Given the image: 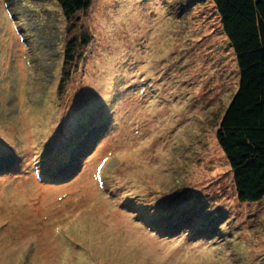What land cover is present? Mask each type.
Instances as JSON below:
<instances>
[{
  "label": "rangeland",
  "instance_id": "1",
  "mask_svg": "<svg viewBox=\"0 0 264 264\" xmlns=\"http://www.w3.org/2000/svg\"><path fill=\"white\" fill-rule=\"evenodd\" d=\"M181 3L0 0V264H264L216 139L235 58Z\"/></svg>",
  "mask_w": 264,
  "mask_h": 264
},
{
  "label": "trees",
  "instance_id": "2",
  "mask_svg": "<svg viewBox=\"0 0 264 264\" xmlns=\"http://www.w3.org/2000/svg\"><path fill=\"white\" fill-rule=\"evenodd\" d=\"M55 1L67 17L92 2ZM210 1L238 72L236 91L221 117L216 139L233 172L237 200L256 203L264 197V0ZM69 46L68 61L72 60Z\"/></svg>",
  "mask_w": 264,
  "mask_h": 264
},
{
  "label": "bare ground",
  "instance_id": "3",
  "mask_svg": "<svg viewBox=\"0 0 264 264\" xmlns=\"http://www.w3.org/2000/svg\"><path fill=\"white\" fill-rule=\"evenodd\" d=\"M160 160H161V159H160ZM166 162H167V161H166ZM166 162H165V163H166ZM166 166H167V165H166Z\"/></svg>",
  "mask_w": 264,
  "mask_h": 264
}]
</instances>
